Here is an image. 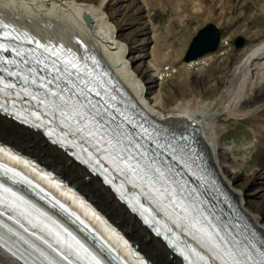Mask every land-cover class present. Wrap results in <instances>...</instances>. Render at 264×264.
I'll list each match as a JSON object with an SVG mask.
<instances>
[{
	"label": "bare ground",
	"instance_id": "6f19581e",
	"mask_svg": "<svg viewBox=\"0 0 264 264\" xmlns=\"http://www.w3.org/2000/svg\"><path fill=\"white\" fill-rule=\"evenodd\" d=\"M129 1L0 0V17L14 20L34 33H39L38 28L48 30V33L41 35L54 38L63 36L71 44L73 38L82 36L80 38L88 48L99 53L104 60L111 59L112 62L118 63L115 66L117 73L125 80L135 96L144 103L148 109L147 113L150 112L168 125L183 126L193 122L204 147L209 150L227 186L234 195L238 196L244 209L251 214L254 221L264 231V199L258 202L248 195V191L254 185L249 183L251 180L264 181V129L261 131L253 127L260 146V164L252 169L242 181V176L236 173L230 165L240 158L234 156L227 147L220 143L219 136L222 137L223 134L221 135L222 131L218 125L221 121L219 116L226 115L224 118L229 117V120L248 118L250 122L253 120V123H255L254 118L261 119L260 124L264 128L262 119L264 115V39L249 45L246 49L243 48L240 58L232 68L227 69L225 77L222 80L218 79L212 87L210 85L209 93L215 90L214 93H210V98L196 103L187 100L174 105L171 103L168 86L173 84L176 78L170 82L165 81L158 84L157 77L164 72L163 69L143 61V56L138 49L141 48L138 45L139 35H144L141 43L142 49H146L152 43L149 35L150 21L144 6L130 4ZM200 1L206 2L207 0ZM84 14L91 17L89 26L83 22ZM262 33L264 34V30ZM254 34L259 36L261 31ZM0 138L36 159L62 177L64 181L76 183L81 193L88 199L94 200L93 204L128 239L138 245V250L152 264H182L176 256H170L167 247L148 232L140 221L116 200L113 193L102 184L100 179L90 175L63 150L51 145L39 132L17 125L0 115ZM0 151L1 155L18 163L26 162L9 151L1 148ZM25 168L35 172L47 183L58 187L64 195L87 212H92L80 197L61 188L44 172L37 171L30 165ZM260 186L264 189V186ZM93 216L94 219L98 218L102 221L96 215L93 214ZM105 228L113 239L121 241L119 243L124 248L125 243L120 235L108 226ZM0 263L13 264L1 255Z\"/></svg>",
	"mask_w": 264,
	"mask_h": 264
},
{
	"label": "snow or ice",
	"instance_id": "6c2138e0",
	"mask_svg": "<svg viewBox=\"0 0 264 264\" xmlns=\"http://www.w3.org/2000/svg\"><path fill=\"white\" fill-rule=\"evenodd\" d=\"M15 33V35H14ZM0 38L8 39H21V35L12 28L9 24L0 22ZM28 43H32V37H26ZM38 47L43 48L45 52H50L52 56L58 55V52L51 46H45L39 41H35ZM9 46L0 43V52L8 51ZM17 57H23L25 55V50L21 48L13 49ZM30 59L21 60V65L24 64H34L42 65L44 69H48V65L44 62L43 59L35 57V50L28 52ZM0 62H5L8 64H16L15 59L5 60V57L0 55ZM70 67H76L72 61H66ZM0 70H3L0 68ZM25 75L22 77L23 82L28 84H37L39 81V88L43 90L42 93H32L28 89H24L25 95H31L33 100L40 99L41 104L47 103L48 108L53 112V115H56L62 120V122H73L69 123L68 127L70 130H74L78 133H81L85 136L95 138L100 132H103V135L100 136V139L97 141V144L103 145L106 149H111L114 153L110 158L113 163L116 164V167L120 170H127L132 174V176L138 178L143 182L144 185V195L156 201L160 206L161 210H167L164 206V202H167V207L173 209L174 213L179 217L184 215L186 211L185 205L182 203L179 194L176 192V189L172 187L175 184L180 192H184V188L180 186L178 180L172 179V177L178 176L179 173L176 172L172 164H168L163 168L158 165H163L164 162L159 160L160 150L163 149L165 152L170 153V159L181 163L183 162V151L184 149L178 145H173L171 143L163 144L156 143L154 155L157 159H153L145 150L140 152L141 145L139 143L132 142V147L137 150V154L140 155L141 159H145V164L143 168L139 161L135 160L132 152L129 151L128 147L124 144V141L130 140V134L125 133L120 125L112 127L111 125L115 123L114 118L105 120V116H110L108 109L101 106L98 108V103H93L88 99L89 92V82L83 80L80 83L84 84L85 87L81 88L77 84L73 83L70 79L68 80L69 87L61 89L60 84H56V90L53 91L49 88V84L60 81L61 79H67V76L51 75L52 72L60 73V69L56 67L55 61L52 62V68L49 75L51 79H48L37 72L36 67H28L23 69ZM65 73H68L67 67L64 69ZM8 75L16 76L19 75L17 72H9ZM70 76V73H68ZM31 77V79H29ZM3 77H0V82H2ZM6 87H15V85H6ZM72 90V96L66 97L65 92ZM90 91L95 92L96 96L99 97L100 93L96 91L94 87ZM79 94L82 99L76 100L75 96ZM43 96L41 99L40 97ZM55 97V99H53ZM88 108L93 114L92 119L89 120V113L84 109ZM100 119L97 120L96 118ZM82 125V126H81ZM107 125V126H106ZM94 126V128H93ZM147 135V130H144ZM100 147L97 148V151H100ZM151 161L148 163L147 161ZM167 173V174H166ZM160 187H157V185ZM28 205V201L22 195H19L16 191H13L12 188L6 186L4 181H0V249L8 247V251L13 257H17L21 260H24V264H29V259L34 255L41 260V264L47 262V264H59V261L55 258L49 257V254L45 252L42 248L34 243H29L21 233L16 231L13 227L5 223L4 217L7 220H15L17 224H20L17 215L24 216L25 219H29L27 215V208L23 206ZM23 208V210H22ZM46 215V214H45ZM187 219V217H185ZM207 219V218H205ZM29 223L32 221L29 219ZM199 221H193L189 226L190 235L197 243L201 246L202 249L206 251L201 254L196 251V249H189L192 256L195 257L194 264H199V262H204V264H264V245L257 246L253 243L252 240L245 237L242 240L236 239V237L231 236L227 232V225L223 227L211 224L209 227L211 231H207L203 227H197ZM39 224H33V227H39ZM21 228H24L23 224H20ZM44 231H47L49 236L53 237V242L50 243L44 236H39L38 239L42 241L47 248L55 253L61 260L67 262V264H73L71 257H75L76 260L88 259L94 264H101V261L92 254L87 256H81L80 253H88V250L80 244L76 237H74L68 229H63V232L67 234L69 240H65L64 237L59 232H54L51 229H48L47 226H44ZM25 232L28 229H24ZM225 231V236H220L219 232ZM32 236L36 237L37 233L32 232ZM17 243H23L27 245L23 251L17 248L16 251H12V248L15 247ZM11 245V246H9Z\"/></svg>",
	"mask_w": 264,
	"mask_h": 264
},
{
	"label": "rangeland",
	"instance_id": "374dc122",
	"mask_svg": "<svg viewBox=\"0 0 264 264\" xmlns=\"http://www.w3.org/2000/svg\"><path fill=\"white\" fill-rule=\"evenodd\" d=\"M202 2L200 0H130L128 2L141 4L146 9L150 21L149 35L152 43L146 49H142L141 40L144 35H139L138 45L141 46L138 48L139 53L146 64L151 63L163 69L164 72L157 77L158 84L165 81L170 82L176 78L173 84L168 86L171 103L174 105L187 100L196 103L210 98V93L215 91L212 90L209 93L210 85L212 87L218 79L222 80L225 77L227 69L235 65L244 49L264 39L262 33L264 30V0H207ZM208 23L214 24L220 32L217 52L206 54L197 60L184 62L182 58L190 44V39ZM259 31L261 34L255 36L254 33ZM237 37L245 38L246 44L236 47L234 42ZM224 117L226 115L219 116L221 121L218 125L222 131L221 135L223 134L222 137L219 136V141L234 156L242 159L230 165L236 173L242 176L243 181L247 174L260 164L258 161L260 160V146L253 127L261 131L264 128L260 124L261 119H256L255 116H253L255 123L253 120L250 122L248 118L229 120V117ZM262 119L264 120V115ZM251 125L252 138L257 144L253 145L254 141H251L250 147H245L243 142L250 139L248 132ZM235 134L236 143L233 146L231 139ZM249 183L254 185L251 186L248 195L258 202L262 201L264 189L260 185L264 186V181L251 180Z\"/></svg>",
	"mask_w": 264,
	"mask_h": 264
},
{
	"label": "water",
	"instance_id": "95a60500",
	"mask_svg": "<svg viewBox=\"0 0 264 264\" xmlns=\"http://www.w3.org/2000/svg\"><path fill=\"white\" fill-rule=\"evenodd\" d=\"M89 21V18H87ZM241 41V40H239ZM218 42V31L212 24H208L201 28L191 39L184 60L188 61L197 58L208 51L215 49Z\"/></svg>",
	"mask_w": 264,
	"mask_h": 264
}]
</instances>
